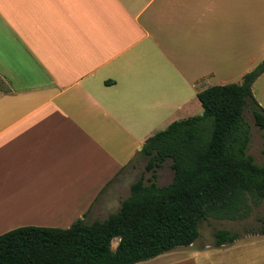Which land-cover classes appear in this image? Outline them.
<instances>
[{
  "label": "crops",
  "instance_id": "1",
  "mask_svg": "<svg viewBox=\"0 0 264 264\" xmlns=\"http://www.w3.org/2000/svg\"><path fill=\"white\" fill-rule=\"evenodd\" d=\"M259 51L264 0H0V236L97 216L195 83ZM162 255L264 264L214 241Z\"/></svg>",
  "mask_w": 264,
  "mask_h": 264
},
{
  "label": "trees",
  "instance_id": "2",
  "mask_svg": "<svg viewBox=\"0 0 264 264\" xmlns=\"http://www.w3.org/2000/svg\"><path fill=\"white\" fill-rule=\"evenodd\" d=\"M263 73L264 60L241 84L197 88L202 114L172 122L146 139L137 155L151 176L130 185L116 212L92 222L85 214L67 229L27 226L6 232L0 236V264H137L190 246L208 218H247L264 202V166L247 154L250 128L244 114L248 109L255 126L264 129V109L251 89ZM166 162L173 178L159 186L157 170ZM258 221L264 235V219ZM213 237L216 246L229 245L238 233L216 230Z\"/></svg>",
  "mask_w": 264,
  "mask_h": 264
},
{
  "label": "rangeland",
  "instance_id": "3",
  "mask_svg": "<svg viewBox=\"0 0 264 264\" xmlns=\"http://www.w3.org/2000/svg\"><path fill=\"white\" fill-rule=\"evenodd\" d=\"M258 53V56L247 59V61H251L248 64H246V60H243L238 67H234V65L232 67H227L224 72L220 71L219 76H216V79L206 83L204 81L199 82L195 86V88L205 89L208 86L216 85L219 80L224 81V84H241L242 79L239 78V74L243 73L247 69H249L247 70V72H250L264 60V54L261 55V53H264V51H259ZM250 66L252 68H250ZM238 68L239 71H237ZM4 87L5 85L0 79V89ZM251 89L255 100L264 109V74L255 81ZM179 105H181L180 100ZM179 107L181 110H178L175 118H173L172 116L173 119L171 118V122H167L165 124L163 123L161 131L166 129L169 123L171 124L175 121H180L189 117L201 115L203 112L202 107L196 98H193V100H187L185 105H181ZM244 114L245 121L250 128V142L247 154L254 159L256 164L264 166V129L260 130L255 126L252 114L248 109L245 110ZM145 165L146 160L136 155L123 169L121 175L117 178V182L120 181L119 189L117 193L111 198V200L107 202L106 208L95 217L93 216V214H90V216L86 220L88 222H92L94 219L103 220L109 214L116 212L121 202L129 196L130 185L134 181L139 179L142 175H144L145 178H149L151 176V173H147L145 171ZM169 165L170 163L166 162L161 169L157 170L156 182L159 186L168 185L172 181L173 172ZM121 180H123L122 183ZM260 218L264 219V202L259 203L257 206H253L252 212L244 220L230 221L208 218L199 226V237L197 241L198 243L203 244L212 243L214 241L213 233L216 230H229L231 232L238 233V239L233 242L235 244V247H241L244 250H252L256 252L257 256L264 255V235H262L259 231L261 223L258 220ZM250 230H253L255 232H251ZM115 246L116 241L114 240L112 242V247L114 248ZM164 256L167 255H162L158 258H163ZM156 260L157 259H152L150 261L139 264H155L157 262Z\"/></svg>",
  "mask_w": 264,
  "mask_h": 264
}]
</instances>
